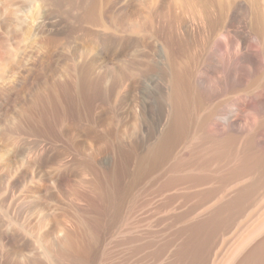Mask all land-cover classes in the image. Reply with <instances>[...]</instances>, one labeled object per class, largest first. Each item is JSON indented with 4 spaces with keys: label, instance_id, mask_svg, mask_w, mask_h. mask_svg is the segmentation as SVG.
<instances>
[{
    "label": "rangeland",
    "instance_id": "obj_1",
    "mask_svg": "<svg viewBox=\"0 0 264 264\" xmlns=\"http://www.w3.org/2000/svg\"><path fill=\"white\" fill-rule=\"evenodd\" d=\"M175 1L0 0V264H37L64 223V264H264V179L234 158L264 150V16ZM205 9L237 34L213 64ZM247 30L261 50L230 64ZM112 35L128 50L102 57Z\"/></svg>",
    "mask_w": 264,
    "mask_h": 264
},
{
    "label": "bare ground",
    "instance_id": "obj_2",
    "mask_svg": "<svg viewBox=\"0 0 264 264\" xmlns=\"http://www.w3.org/2000/svg\"><path fill=\"white\" fill-rule=\"evenodd\" d=\"M111 1V0H110ZM173 1H175V0H173ZM179 1L180 0H178V1H175V3L176 2H178L179 3ZM188 2L190 1V0H187ZM200 1V0H199ZM213 1V0H212ZM218 1V3H216L215 5H216V7H217V9H218V11L219 12H222L224 9L226 10V8L228 7H226L225 8V4H230L229 2L228 3H225V4H223L224 2H222V0H217ZM225 1V0H224ZM263 0H252V2H251V4H252V7H253V10H254V15L256 16V18L257 19H255V20H257L258 22H259V20H261V19H263L262 17L264 16V3L262 2ZM100 2V1H99ZM185 2V1H184ZM213 2H215V0L213 1ZM212 2V3H213ZM181 3V2H180ZM179 3V4H180ZM199 3V2H198ZM202 3V2H201ZM242 3V2H241ZM241 3H240V5H241ZM185 4H187V3H184V5ZM195 4V3H194ZM193 5V4H192ZM208 5H210V3H208L206 6H208ZM233 5H234V3H233ZM196 6V5H195ZM230 6V8H231V5H229ZM251 6V5H250ZM150 7V6H149ZM212 6H210L209 7V9L211 8ZM213 7H215V6H213ZM237 7V6H236ZM203 8V7H202ZM206 8H208V7H206ZM192 9V8H191ZM214 9V8H213ZM212 9V10H213ZM217 9H215L214 10V12H216V10ZM243 9V8H242ZM241 9V10H242ZM150 9H148V11H149ZM207 9H205V13L207 12V16L205 15V19H203V17H202V20H204V23H205V26H206V31H208V33H209V35H207L205 32V35H207L208 36V38H207V40L208 41H210V46H209V48H210V50H209V52H208V55H207V59L209 60V62H208V64L209 63H211V64H213L212 63V61H214V60H216V58H217V56H216V53L217 52H219V51H221V50H223L224 49V40L225 39H228V38H231V36H233V35H235V32H234V34L232 35L231 34V36H230V33H229V31H228V27L226 28V27H222L221 26V28H219V27H217V29L218 30H216L215 29V25H214V22H213V18H214V15H213V17H212V14H210V13H212V12H210L209 13V11L207 10ZM233 10V9H232ZM251 10V9H250ZM147 11V10H146ZM244 11V10H243ZM193 12V11H192ZM219 12H217L216 14H218ZM224 12V11H223ZM222 12V13H223ZM253 12V11H252ZM123 13V12H122ZM126 13V12H125ZM124 13V14H125ZM147 14H148V12H146ZM221 13V14H222ZM228 13V16L230 15L229 14V12H227ZM241 13V12H240ZM245 14V13H244ZM248 14V13H247ZM149 15V14H148ZM155 15V14H154ZM199 15V14H198ZM202 15H203V13H202ZM225 15V14H224ZM235 15V14H234ZM234 15H233V17H234ZM249 15V14H248ZM147 16V15H146ZM218 16V15H217ZM222 16V18L224 17V18H226L225 16H223V14L221 15ZM232 16V15H231ZM262 16V17H261ZM216 17V16H215ZM238 17V16H237ZM201 18V17H200ZM239 18V17H238ZM237 19V18H236ZM241 19V18H240ZM253 19V18H252ZM215 20V19H214ZM224 20V19H223ZM226 20V19H225ZM227 20H229V17H227ZM232 20H234V19H232ZM264 20V19H263ZM262 20V21H263ZM197 21V20H196ZM218 21V20H217ZM220 22H222V19L221 20H219ZM245 21V20H244ZM216 22V21H215ZM219 22V23H220ZM226 22V21H225ZM231 22V21H230ZM229 22V23H230ZM197 23H198V21H197ZM218 23V24H219ZM228 23V22H227ZM261 23V22H260ZM202 24H203V22H202ZM222 24V23H221ZM223 24H224V22H223ZM243 24V23H242ZM247 24V23H246ZM249 24H250V22H249ZM262 24V23H261ZM260 24V25H261ZM264 24V23H263ZM204 25V24H203ZM217 25V24H216ZM244 25V24H243ZM242 25V26H243ZM257 26L259 25V24H256ZM91 26H92V24H91ZM199 26V25H198ZM262 26H264V25H262ZM261 26V27H262ZM260 27V26H259ZM201 28V27H200ZM257 28V27H256ZM230 29V28H229ZM244 29H246V28H244ZM249 29V28H248ZM253 29H254V27H253ZM258 29V31L260 30V28H257ZM264 30V29H263ZM263 30H262V32H263ZM238 31V30H237ZM243 31V30H242ZM257 32V31H256ZM260 33H262L261 31H259ZM212 33V37H210V34ZM264 34V33H263ZM237 35V34H236ZM235 35V36H236ZM246 35L249 37V39L251 40V42L249 43V45H247L246 44V46H244L243 48V50H244V52H241L242 54L241 55H239V53L237 52V53H235V55L234 56H232V55H229V58H228V60H229V63L230 64H232L233 62H234V60H237V59H239V58H253V60H254V57H256V55H257V53H258V50H261V49H259V45H260V43H259V37H258V33H255V31H254V33H251L250 31H248L247 30V33H246ZM112 36H114V35H112ZM111 36V38H107L105 41H104V45H103V49H102V52H101V55H102V57H106L108 54H110V53H113L115 56H117V57H121V56H123L126 52H127V50H128V44H129V42H130V40H129V38L126 36V37H116V36H114V37H112ZM235 36H233V38H235ZM241 36V35H240ZM243 36V35H242ZM108 37V36H107ZM237 37V36H236ZM263 37V36H262ZM261 37V38H262ZM240 38V37H239ZM242 38V37H241ZM204 39V38H203ZM236 39V38H235ZM263 39V38H262ZM206 40V39H205ZM232 40V39H231ZM230 40V41H231ZM208 41H206V42H208ZM240 42H241V40H239ZM205 42V41H204ZM232 42V41H231ZM239 42V45H242L241 43ZM190 43V42H189ZM230 43V42H229ZM263 43H264V39H263ZM175 44V43H174ZM231 44V43H230ZM232 44H234L233 42H232ZM238 44V43H237ZM111 45H113V47H111ZM226 45H227V43H226ZM245 45V44H244ZM206 46H207V44H206ZM231 46V45H230ZM235 46H236V43H235ZM177 48V47H176ZM226 48V47H225ZM228 48V47H227ZM195 49V48H194ZM236 49H237V47H236ZM238 49H239V47H238ZM233 50H235V49H233ZM232 50V51H233ZM192 51V50H191ZM237 51V50H236ZM175 52V51H174ZM225 52V51H224ZM196 53V52H195ZM234 53V52H233ZM112 54V55H113ZM100 55V56H101ZM173 55V54H172ZM226 55V54H225ZM264 55V54H263ZM110 56H111V54H110ZM178 56V55H177ZM187 56V55H186ZM93 59V58H92ZM170 59V58H169ZM256 59V58H255ZM258 59V58H257ZM256 59V60H257ZM194 60V59H193ZM247 60V59H246ZM252 60V61H253ZM89 61V60H88ZM92 61V60H91ZM94 61V60H93ZM242 61V60H241ZM217 62H218V60H217ZM86 63H88L87 61H86ZM90 63V62H89ZM92 63V62H91ZM255 63V62H254ZM256 63H257V61H256ZM253 64V63H252ZM258 64H259V62H258ZM167 65V64H166ZM89 66V65H88ZM87 66V67H88ZM175 66H176V64H175ZM185 66V65H184ZM258 66V65H257ZM174 68V67H173ZM172 68V69H173ZM228 68V67H227ZM231 68V67H230ZM178 69V68H177ZM183 69V68H182ZM238 70V69H237ZM233 71V70H232ZM214 74V73H213ZM228 74V73H227ZM231 74V73H230ZM233 74V73H232ZM231 74V75H232ZM80 75V74H79ZM175 76V75H174ZM158 92H160V91H158ZM158 92L156 91V90H149L148 92H146L144 95H143V100H142V106L144 107V112H145V116H150V118H152V119H156L157 117H158V110L159 109H157V106L159 107V104L157 103V99H158ZM180 93V92H179ZM161 96V95H160ZM123 104V103H122ZM160 105H161V103H160ZM250 105V104H249ZM141 106V107H142ZM236 106H239V105H237L236 104ZM142 107V108H143ZM264 107V106H263ZM162 108V107H161ZM234 108H236V107H234ZM238 108V107H237ZM163 109V108H162ZM143 110V109H142ZM237 110V109H236ZM240 110V109H239ZM218 111V110H217ZM160 112V111H159ZM162 112V111H161ZM161 114V113H160ZM220 114V113H219ZM147 116V117H148ZM160 116V115H159ZM149 118V117H148ZM159 118V117H158ZM156 119V121L158 120L159 121V119ZM160 118H161V116H160ZM232 118V117H231ZM147 119V118H146ZM154 121V120H153ZM228 121H230V119H228ZM149 122H151L150 120H149ZM231 122V121H230ZM229 122V124H231ZM154 123V122H153ZM152 123V124H153ZM157 123V122H156ZM240 123V122H239ZM150 124V123H149ZM234 125H235V123H233ZM155 125V124H154ZM232 126V125H231ZM236 130H238L237 128L238 127H234ZM259 131H258V135L256 136V140H257V142H258V144H260V145H262V144H264V128L262 127H260L259 129H258ZM262 148H264V146H261ZM43 153V152H42ZM46 154V153H45ZM40 156H41V154H40ZM235 157V164L237 165V166H235V170H237V173H241L240 175H239V177H243L244 175H246L247 176V178L249 179V177H251L253 180L252 181H262L263 179H264V171H263V169H264V150H262V151H255V149L254 148H252V145L250 144V146L247 148V149H245L244 150V154L243 155H239L238 153H236L235 155H234ZM42 157V156H41ZM227 157H229L228 155H227ZM76 162V161H75ZM77 163V162H76ZM61 165V164H60ZM84 166V165H83ZM258 167L260 168V169H262V170H259L258 169ZM84 169L86 170V167L84 166ZM258 169V170H257ZM86 176V175H85ZM244 179H245V177H243ZM99 192V191H98ZM0 203H1V201H0ZM2 204V203H1ZM3 206H4V204H3ZM2 207V206H1ZM4 208L2 207V210H3ZM0 210H1V208H0ZM47 217V216H46ZM60 218V217H59ZM1 219H2V217H1ZM62 219V218H61ZM64 220V219H63ZM2 222H3V219H2ZM1 222V223H2ZM60 224H61V222H60ZM4 227V226H3ZM71 227V226H70ZM1 229V228H0ZM59 229V228H58ZM70 229L71 228H69V225H67L66 223H64L63 224V226L60 228V233H62V235H63V241H61L63 244H52V243H50L49 242V240H48V242L50 243V244H48V245H44L43 246V259L41 258V260L38 258V257H35V259L37 258L39 261H37V264H38V262H39V264H40V261H42L43 260V264H60V263H63L64 264V261H66V260H68V258H69V255H68V252H67V246H66V242H68L69 240H71V238H72V234H71V232H70ZM1 231H3V230H1ZM62 231V232H61ZM77 231V230H76ZM2 233V232H1ZM77 233V232H76ZM3 235H4V233H2ZM1 234V235H2ZM78 234V233H77ZM48 237V236H47ZM61 237V236H60ZM0 238H5V237H0ZM8 238V237H7ZM55 238V237H54ZM22 239V238H21ZM61 239V238H60ZM18 240V239H17ZM51 241V240H50ZM59 241V242H60ZM9 242V241H8ZM52 242V241H51ZM44 243V242H43ZM46 243H47V241H46ZM45 244V243H44ZM8 246V245H7ZM40 247H42L41 245H40ZM22 248V247H21ZM8 249V248H7ZM41 249V250H42ZM15 251V250H14ZM21 251H23V250H21ZM24 252V251H23ZM9 253V252H8ZM14 254V253H13ZM12 254V255H13ZM15 257L17 258V262H16V264L18 263V261H20L21 263H23L22 261L25 259H22L21 258V253L20 252H16L15 253ZM9 256V255H8ZM38 256V255H37ZM14 257V256H13ZM23 257V256H22ZM27 257V256H26ZM9 258V257H8ZM26 260H28L27 258H26ZM30 261V260H29ZM8 262V261H7ZM19 262V264H21ZM26 262H28V261H26ZM26 262H24V263H26ZM33 263H36V261L35 262H33Z\"/></svg>",
    "mask_w": 264,
    "mask_h": 264
}]
</instances>
